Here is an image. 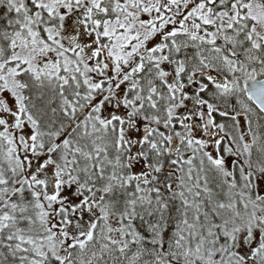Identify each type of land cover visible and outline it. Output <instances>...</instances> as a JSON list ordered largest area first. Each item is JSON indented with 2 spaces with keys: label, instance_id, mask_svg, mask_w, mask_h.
Segmentation results:
<instances>
[{
  "label": "snow or ice",
  "instance_id": "6c2138e0",
  "mask_svg": "<svg viewBox=\"0 0 264 264\" xmlns=\"http://www.w3.org/2000/svg\"><path fill=\"white\" fill-rule=\"evenodd\" d=\"M0 264H264V0H0Z\"/></svg>",
  "mask_w": 264,
  "mask_h": 264
}]
</instances>
